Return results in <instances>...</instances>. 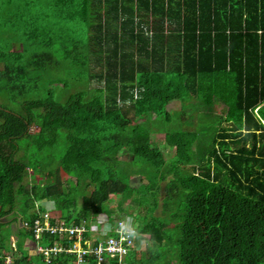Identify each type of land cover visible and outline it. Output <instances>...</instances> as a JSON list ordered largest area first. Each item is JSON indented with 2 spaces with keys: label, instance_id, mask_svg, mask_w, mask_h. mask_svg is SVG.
I'll return each instance as SVG.
<instances>
[{
  "label": "trees",
  "instance_id": "obj_1",
  "mask_svg": "<svg viewBox=\"0 0 264 264\" xmlns=\"http://www.w3.org/2000/svg\"><path fill=\"white\" fill-rule=\"evenodd\" d=\"M204 76L239 123L209 140L188 127L152 139L151 120H169L171 100L195 102ZM0 93V264L44 263L37 247L55 234L34 228L47 203L54 224L133 217L149 243L135 242L128 264H264V130L252 112L264 100V0H0ZM161 143L171 155L137 171L154 187L132 195L123 155ZM15 210L12 240L1 218Z\"/></svg>",
  "mask_w": 264,
  "mask_h": 264
},
{
  "label": "rangeland",
  "instance_id": "obj_2",
  "mask_svg": "<svg viewBox=\"0 0 264 264\" xmlns=\"http://www.w3.org/2000/svg\"><path fill=\"white\" fill-rule=\"evenodd\" d=\"M14 48L20 49V44L14 43ZM200 80L201 81L198 84L197 92L195 95V102L184 101L183 103L181 100H171L166 105V109L170 112V119L166 120L162 117H158L157 119L155 118L154 121L151 120L152 127L154 128L155 126L159 128V130L155 129L150 134V137L152 139L158 142H164V130H178L184 127H188L193 128L195 131H197L200 137L209 140L211 135H213L219 127L224 125L231 126L235 123H239V121L242 119V111L235 108L231 100L222 96L223 88L217 82L213 81V79L209 76H204L203 78L201 77ZM93 85H95V82L91 81L89 83V86ZM37 95H39V93L37 92L27 94V96L29 97ZM1 97L6 98L5 95L0 93V98ZM257 105H259L258 111L260 112L261 106L264 105V100L259 102ZM185 116L187 117V119H185ZM222 116L223 120L221 121L220 119L222 118ZM225 116H227L228 118L226 119ZM153 117V114L148 116L146 115V117L144 116L138 121H147L149 119H153ZM124 122L132 123L133 119H129L128 117H126ZM160 145H153L149 148L146 147L144 149H136L132 154H127L126 156L123 155V157L127 159H122V169H124L125 167L128 173L134 174L131 177V184L135 188L132 195L139 194L147 188L154 187V183L151 181L152 178H148L149 175H146V173H137V171L144 168L148 170L150 167H154V165H158L159 163L163 162L171 155L170 149L168 147L163 146V143H161ZM55 151L59 152L58 149ZM107 161L108 168L111 173H113V164L111 160ZM148 171H151L150 175L153 173V170ZM159 183L161 186H163L165 180H161ZM158 195L159 198L162 197L164 195V190L160 189ZM119 198V194H112L107 200V205L109 206L108 208H112L113 210L112 213H114V210L116 209V206L119 202ZM137 203L138 202L134 200H130L128 204L124 207V209L128 211V213H133V216H135L139 206ZM47 206L49 208L47 212L56 209L55 203H47ZM160 209V206H158L157 208H155L154 212L159 213ZM56 212L57 211H53L50 214H54L55 216H57L58 214H56ZM17 215L18 213L15 210L1 218L3 220H9V231L11 232L12 240L16 237L17 225H19V222L15 219ZM86 220V222L90 221H88V219ZM166 226H172V223H167ZM96 232L97 231L94 229L93 233ZM145 234L147 236L148 233L145 232Z\"/></svg>",
  "mask_w": 264,
  "mask_h": 264
},
{
  "label": "built area",
  "instance_id": "obj_3",
  "mask_svg": "<svg viewBox=\"0 0 264 264\" xmlns=\"http://www.w3.org/2000/svg\"><path fill=\"white\" fill-rule=\"evenodd\" d=\"M259 105L253 108L255 118L262 124L264 130V115L258 111ZM50 212H45L46 219L44 224L41 225L39 220H35V236L38 237L39 233L43 230L55 234V239L51 245H40L38 250L42 252L43 264H58L53 262L52 258L61 253V251L73 253L74 256L65 260L60 264H88L90 256L95 259V264H113L111 260H115L116 264H127L126 256L129 254L130 249L136 247V243L122 241L115 233L100 232L97 228L93 227L95 222H85L81 225H65L63 222L50 223L47 217H58ZM57 221V220H56ZM89 226L91 227V234L84 236L83 231ZM96 233H93V230ZM100 236L98 240L95 238ZM75 237L70 244H66V237ZM144 247V246H143ZM140 247V248H143ZM11 262V256H5V263Z\"/></svg>",
  "mask_w": 264,
  "mask_h": 264
},
{
  "label": "clouds",
  "instance_id": "obj_4",
  "mask_svg": "<svg viewBox=\"0 0 264 264\" xmlns=\"http://www.w3.org/2000/svg\"><path fill=\"white\" fill-rule=\"evenodd\" d=\"M252 112H253V109H252ZM253 115H254V112H253ZM261 128L263 129L262 124H261ZM93 227L97 228L102 233L103 232H108V233L115 232L122 241H127V242L134 241L137 243L139 247H143L149 243L145 235L139 231L137 225L134 223L133 217L131 216H123L120 218H110L103 211L102 213L95 215V223Z\"/></svg>",
  "mask_w": 264,
  "mask_h": 264
}]
</instances>
